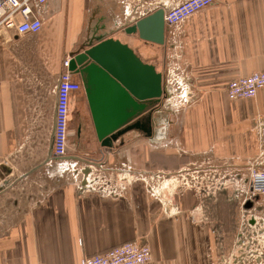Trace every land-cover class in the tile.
Listing matches in <instances>:
<instances>
[{"label": "crops", "instance_id": "1", "mask_svg": "<svg viewBox=\"0 0 264 264\" xmlns=\"http://www.w3.org/2000/svg\"><path fill=\"white\" fill-rule=\"evenodd\" d=\"M184 1L45 0L34 7L38 33L0 34V167L11 170L0 180V264H80L130 241L149 246V264H221L228 255L243 193H206L175 179L206 169L216 178L226 165L264 171V88L254 99L226 95L231 81L264 71V0H214L177 25L164 23L163 45L125 33ZM94 38L119 41L153 66L163 95L142 116H150L149 135L130 130L103 147L73 75L81 90L70 110L87 117H77L76 140L57 159L52 142L62 64L84 44L95 45ZM89 166H102L112 189L115 176L126 172L161 173L169 177L167 193L155 198L143 181L122 195H106L99 185L83 193ZM162 199L175 202L176 215L169 216L175 207ZM244 208L264 218V197Z\"/></svg>", "mask_w": 264, "mask_h": 264}, {"label": "built area", "instance_id": "2", "mask_svg": "<svg viewBox=\"0 0 264 264\" xmlns=\"http://www.w3.org/2000/svg\"><path fill=\"white\" fill-rule=\"evenodd\" d=\"M214 0H186L164 15V23L167 26H174L189 18L196 12L211 5ZM45 0H0V34L8 35L14 32L19 35L36 34L41 29V22L34 14L35 5H42ZM63 72L60 74L55 88L56 107L53 127L52 152L57 158H63L68 149V119L70 112L71 97L81 90V85L73 80V74L68 70L69 60L63 61ZM264 88V71L254 73L248 77H242L231 81L226 88V95L230 101L254 99L257 92ZM213 174H212V173ZM128 172L115 176L114 189L108 187L110 177L102 175V166L93 168L89 166L88 174L85 177L86 185L81 192L91 193L99 186L103 187L106 195H122L134 181H143L140 176L129 175ZM215 171L206 169L201 176H190L189 180L182 179V186L185 188H196L206 193L210 190L221 188L232 189L239 195V184L242 182L238 177H222L219 174L214 177ZM193 174V173H192ZM161 173L149 179V192L155 198H160L159 190L163 186ZM157 179L156 186L152 183ZM248 188L244 191V198L240 202L242 215L239 229L227 256L222 258L221 264H264V218L248 213L243 214L247 200L255 196L264 197V171L248 170ZM167 182V181H166ZM150 183V184H149ZM157 185L158 189L157 190ZM243 193V191H241ZM162 205L175 207V202L165 199L161 200ZM173 209L169 216L177 213ZM152 259L151 250L148 245L136 241L125 242L112 247L103 254L87 256L80 264H149Z\"/></svg>", "mask_w": 264, "mask_h": 264}, {"label": "water", "instance_id": "3", "mask_svg": "<svg viewBox=\"0 0 264 264\" xmlns=\"http://www.w3.org/2000/svg\"><path fill=\"white\" fill-rule=\"evenodd\" d=\"M163 17V12L157 11L128 27L125 33L163 45ZM94 39L95 45L90 41L69 55L68 70L80 78L97 140L108 147L130 130L139 129L149 135L145 121L149 123L150 116L146 120L142 116L163 95L162 75L119 41ZM10 174V169L0 167V180ZM83 174L85 179L87 173Z\"/></svg>", "mask_w": 264, "mask_h": 264}, {"label": "rangeland", "instance_id": "4", "mask_svg": "<svg viewBox=\"0 0 264 264\" xmlns=\"http://www.w3.org/2000/svg\"><path fill=\"white\" fill-rule=\"evenodd\" d=\"M83 114L84 113H82L81 111L79 113H77L75 109L73 111L70 110V112H69V119H68V146H69V144L72 141L76 140L77 121H80V118H77V117H87L85 114L84 115ZM260 133L262 135H264V131H261ZM228 166L229 165H226V170H224V171L222 170V173H221L222 177L226 178L224 180H227L229 177H238L239 180L241 178H245V179H241L242 182H240L238 187H239L240 190L246 191V189L248 188V181L246 180L248 178V171L241 170V169H238V168H237V170L233 169V168H231V169L229 168L228 169ZM153 176H155V175L143 177L144 178V183L146 184L147 182H149V179L151 177H153ZM167 179L169 180V177H163L164 183H163V186H162V188L160 190L158 189V185H157V190H159L161 195H162V193L163 194L167 193V190H165L166 189L165 186L168 184V182H166V181H168ZM175 180H177L178 183H179L181 181V178L180 177H176ZM156 182H157V179L152 183V185L156 186ZM239 193L241 194L242 192L239 191ZM241 196H242V199L245 197L244 196V192H243V194H241ZM255 197H259L260 198V196H255ZM258 202H259V200L256 203H258Z\"/></svg>", "mask_w": 264, "mask_h": 264}]
</instances>
